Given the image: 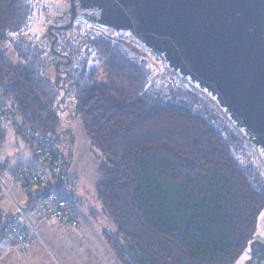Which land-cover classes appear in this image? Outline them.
Returning a JSON list of instances; mask_svg holds the SVG:
<instances>
[{
    "label": "trees",
    "instance_id": "16d2710c",
    "mask_svg": "<svg viewBox=\"0 0 264 264\" xmlns=\"http://www.w3.org/2000/svg\"><path fill=\"white\" fill-rule=\"evenodd\" d=\"M34 11L30 0H0V49L18 59L12 65L0 53V110L17 103L21 120L11 129L17 139L31 155L26 130L54 137L71 172L76 137L63 121H79L97 155V200L115 226L106 237L118 262L237 264L249 258L264 213V165L220 108L201 94L214 111L144 86L139 55L114 40L91 42L89 64L86 59L81 69L53 80L49 42L24 37ZM100 73L127 78L137 99L96 85ZM6 129L0 126L1 179L10 168L2 156ZM27 196L36 206L37 195ZM13 221L0 214V236L7 238Z\"/></svg>",
    "mask_w": 264,
    "mask_h": 264
},
{
    "label": "water",
    "instance_id": "95a60500",
    "mask_svg": "<svg viewBox=\"0 0 264 264\" xmlns=\"http://www.w3.org/2000/svg\"><path fill=\"white\" fill-rule=\"evenodd\" d=\"M68 1L62 29L80 8L88 23L151 51L220 108L264 165V0ZM250 248L248 264H264V243Z\"/></svg>",
    "mask_w": 264,
    "mask_h": 264
},
{
    "label": "crops",
    "instance_id": "0c3cea01",
    "mask_svg": "<svg viewBox=\"0 0 264 264\" xmlns=\"http://www.w3.org/2000/svg\"><path fill=\"white\" fill-rule=\"evenodd\" d=\"M3 159L9 162L8 159ZM30 159L29 153L19 165L13 166L9 163V172L28 163ZM94 165L92 170L85 169L75 158L71 165L72 172L80 182L76 192L80 229L61 226L52 220H42L35 206L30 205L28 196L20 188L15 190L16 197L13 195L14 187L11 197L0 190V214L4 219H19L15 208L17 204L24 209L27 219L37 226L39 232L24 250L4 235L0 236V264H120L106 238L107 234L115 233V226L97 200L96 185L101 176L98 161ZM6 180L9 183V178ZM21 223L28 228L29 225L24 219Z\"/></svg>",
    "mask_w": 264,
    "mask_h": 264
},
{
    "label": "rangeland",
    "instance_id": "374dc122",
    "mask_svg": "<svg viewBox=\"0 0 264 264\" xmlns=\"http://www.w3.org/2000/svg\"><path fill=\"white\" fill-rule=\"evenodd\" d=\"M34 6V16L32 18V28L26 33L24 37L28 40H41L45 34V32L49 33V30H52L56 34H60L59 36L63 35L64 37L72 36L74 37L75 34L73 32H59L58 29H54L51 26L54 27L57 26L56 20L59 17V14L61 11L66 9L68 5V0H30ZM87 26V25H84ZM51 27V28H50ZM79 24L75 25V29H80ZM89 28L90 31L96 32V35L90 34L89 38L87 40L84 38L85 42L91 39L92 36H95L93 38H105L107 40H113L114 43H123L127 48H129L133 53H136V56L139 55L144 60V64L142 65V81L144 83V86L151 88L155 92L159 91L163 94H166L168 96H175L174 99H176L178 102L184 104V105H190L194 106L195 108L200 105L199 103L202 102L205 105L209 106L200 96L199 94H196L195 92H192L185 88L177 87L176 84L173 83L171 78L165 74L163 63L159 62L160 60L157 58V56L153 53H150L144 49H141L138 44H136L135 41H132L131 39L125 38L119 39V37H112L110 35L111 33L102 31L104 29L99 28V31H96L92 29L90 26L84 27ZM48 30V31H47ZM81 33L85 29H80ZM56 31V32H55ZM95 34V33H94ZM57 36V37H59ZM112 37V39H110ZM61 39V37H59ZM97 40V39H96ZM38 41V42H39ZM84 42V43H85ZM48 44V43H46ZM50 44V43H49ZM60 46L56 47V49H59ZM2 49V50H1ZM0 49V53L4 56V59L6 62L16 65L18 63L17 57L15 58L13 54H11L10 50H4L3 48ZM65 52L68 50V46H65L63 48ZM71 53V52H69ZM54 57V54L48 55L47 59L49 61L53 62L52 60ZM159 60V61H158ZM52 62L50 63L49 67V74L50 77L54 80L58 76L57 70L52 66ZM106 72V71H105ZM110 75V74H109ZM106 73H100V77L97 79L96 85H107L110 87H117L120 89L122 95L127 100L137 99V95L134 92V89L131 88L135 85L131 84L127 78H121L117 77V79H114L113 76H109ZM141 81V82H142ZM163 82H167L172 84L173 86H168L167 83L163 84ZM173 98V97H170ZM210 109H212L209 106ZM213 110V109H212ZM214 111V110H213ZM216 116L219 118V116L216 114ZM66 122V125H64V128L69 130V132L75 135L76 142L73 149V155H72V163L74 162V158L77 160L78 164L82 166L85 169H91L95 167V163H97V155L96 152L93 151V148L87 139L85 133L83 132V128L81 127L79 121L76 120V118L71 122L70 118H65L63 121ZM71 122V123H70ZM228 126V125H226ZM228 128L232 131L231 127L228 126ZM233 132V131H232ZM18 136L16 133L11 129H6V141L3 145V158L8 159L9 163L13 166H17L20 163H22L23 160L26 159L28 156V149L26 150V147L23 143V140L17 139ZM96 157V158H95ZM252 162L257 165L253 160ZM91 173H93L91 171ZM2 181L9 186L10 181L5 179H2ZM80 183V182H79ZM16 188H19L17 185L14 186L13 195L15 196V190ZM0 190H2L0 188ZM9 197V195H8ZM11 197V196H10ZM16 197V196H15ZM15 205V204H14ZM17 209V205L15 206ZM258 237L260 241L264 243V213L262 214L260 218V227L258 232ZM107 238V237H106ZM250 260L249 258H243L241 259L237 264H248Z\"/></svg>",
    "mask_w": 264,
    "mask_h": 264
},
{
    "label": "built area",
    "instance_id": "2783aa9c",
    "mask_svg": "<svg viewBox=\"0 0 264 264\" xmlns=\"http://www.w3.org/2000/svg\"><path fill=\"white\" fill-rule=\"evenodd\" d=\"M20 120L17 103L11 101L2 104L1 127L15 129ZM24 133V142L32 155L31 162L9 172V187L0 178L2 193L11 196L12 188L17 185L26 195H37L35 210L42 220H54L61 226L79 229L81 222L78 216L79 203L76 199L79 179L66 169L61 143L50 135L30 130ZM46 191L48 192L45 194ZM17 215L19 219L9 224L6 236L18 248L24 250L39 232L37 226L29 222L24 209L19 205ZM22 219L28 223V228L23 227Z\"/></svg>",
    "mask_w": 264,
    "mask_h": 264
},
{
    "label": "flooded vegetation",
    "instance_id": "af4514ba",
    "mask_svg": "<svg viewBox=\"0 0 264 264\" xmlns=\"http://www.w3.org/2000/svg\"><path fill=\"white\" fill-rule=\"evenodd\" d=\"M69 6H70V4H69V1H68V5H67L66 9L61 11V13L59 14L58 19L56 20L57 26L54 27L52 25L51 27L54 28V29L60 28L61 31H59V32H66V33L67 32H70V33L73 32V34H75L76 36L72 37L70 35V36L65 37L66 39L64 40L63 39L64 38L63 35L59 36L57 34V36L61 37V39L58 37V39L56 40L55 37H54V32L52 31V35L49 36V33H48V36L44 35L43 38H42L43 40L45 39V40H47L50 43L51 54H54V57L52 59L54 61H53L52 65L57 70L59 76L64 71H66V72L68 71L69 72L72 69L73 70L81 69L82 67H80V65L86 59H88V64H89V61L92 60V58L90 59V57L88 55L89 54L88 47H89L91 42H95V40L98 39V38L95 39V38H93L95 36H92L91 39H89L88 41L85 42L84 38L87 40V38H89L90 34L93 33V35H96V32L90 31L89 28H84V27L90 26L92 29H94L96 31L100 30L98 27H96V26H94L92 24L86 23L87 22L86 19H85L86 16L83 15V10H81L80 8L77 9V16H76V20H75L73 29H62L64 27H66L69 24V22H70L71 15H70V12H69ZM76 24H79V26H80L79 28L80 29H85V30H83V32L81 33L80 29H78V28L75 29V25ZM84 25H87V26H84ZM102 31H106V32L111 33L110 35H112V37H116L117 35H119L115 31L109 30V29L108 30L104 29ZM112 37H110V39H112ZM42 39H41V41H42ZM101 39H105V38H101ZM113 40H115V39H113ZM109 41H111V40H109ZM136 44H138V43H136ZM58 46H60L59 49H55ZM65 46L72 47V48H75V49L78 48V46H82L83 48H82L81 51L74 50L72 53H69V51L65 52L63 50V47L65 48ZM138 46L141 49H144V50L152 53L148 49L142 47L140 44H138ZM138 57H139L138 60L143 65L145 63L144 60H141L142 58L140 56H138ZM134 59H136V56H134ZM159 62L163 63L161 60ZM162 65H163L165 74L171 78V80L173 81L174 84L177 85V87L185 88V89H188V90H190L192 92H195L196 94H199V93H197V91L192 89L184 80L180 79L177 75H175L172 72H170L169 70H167L165 68L164 64H162ZM165 83H167V82H165ZM167 85L168 86H173L170 83H167ZM199 96L201 97L200 94H199Z\"/></svg>",
    "mask_w": 264,
    "mask_h": 264
},
{
    "label": "bare ground",
    "instance_id": "6f19581e",
    "mask_svg": "<svg viewBox=\"0 0 264 264\" xmlns=\"http://www.w3.org/2000/svg\"><path fill=\"white\" fill-rule=\"evenodd\" d=\"M5 185H6V184H5ZM0 186H1V185H0ZM6 186H7V185H6ZM7 187H8V186H7ZM1 189H2L1 191L3 192V188H2V187H1Z\"/></svg>",
    "mask_w": 264,
    "mask_h": 264
}]
</instances>
